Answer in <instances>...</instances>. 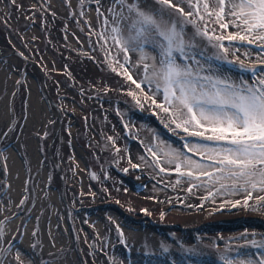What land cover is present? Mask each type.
<instances>
[{
  "label": "rangeland",
  "instance_id": "374dc122",
  "mask_svg": "<svg viewBox=\"0 0 264 264\" xmlns=\"http://www.w3.org/2000/svg\"><path fill=\"white\" fill-rule=\"evenodd\" d=\"M121 9L115 0H0V264H17V254L22 264H180L185 257L195 264L188 248L208 261L218 249L245 245L237 238L246 233L255 234L248 240L264 239V207L254 200L249 207L239 194L213 199L207 189L189 192L190 182L172 165H164L167 173L152 167L145 149L186 151L185 134L157 106L161 96L153 105L143 99L152 96L148 88L141 93L120 74L123 53L99 35L110 41L105 18ZM237 48L230 47L229 59L255 63V47ZM146 51L159 64L158 50ZM129 71L137 80L143 75ZM15 159L24 173L19 194L11 179ZM236 199L239 205L226 202ZM248 249L253 259L264 256V249Z\"/></svg>",
  "mask_w": 264,
  "mask_h": 264
},
{
  "label": "snow or ice",
  "instance_id": "6c2138e0",
  "mask_svg": "<svg viewBox=\"0 0 264 264\" xmlns=\"http://www.w3.org/2000/svg\"><path fill=\"white\" fill-rule=\"evenodd\" d=\"M10 2L15 5V0ZM115 2L122 9L112 13L111 21H104L110 41L105 32L99 35L105 37V44L116 47L117 54L123 53L124 63L116 61L120 74L141 93L148 88L152 96L144 93L143 99L153 105L155 96H161L157 106L173 130L185 134L186 151L170 145L147 147L152 167L167 173L169 168L164 165H172L178 177L190 182L189 192L207 189L213 199L239 194L246 206L253 207L248 202L254 200L264 207V0H156L151 6L148 0ZM230 26L232 31H227ZM237 45L255 47V63L229 59L230 47L235 52ZM147 48L158 50L159 64ZM130 52L138 57L135 63ZM243 55L248 58L247 52ZM129 68L142 70L139 82ZM130 94L139 104L137 92ZM226 202L241 203L239 199ZM249 235L255 234L238 237L246 241L243 246L218 249L212 260L201 259L193 248L187 252L195 264H264V256L253 259L248 249L249 244L264 249V239L248 240ZM4 236L0 225V238ZM162 247L164 252L169 250ZM16 259L22 264L19 254ZM180 264H191V260L185 257Z\"/></svg>",
  "mask_w": 264,
  "mask_h": 264
},
{
  "label": "bare ground",
  "instance_id": "6f19581e",
  "mask_svg": "<svg viewBox=\"0 0 264 264\" xmlns=\"http://www.w3.org/2000/svg\"><path fill=\"white\" fill-rule=\"evenodd\" d=\"M38 105H39V100L37 98V95L33 92L32 93V98H31V101H30V107H31L30 110H31V115L32 116H34V115L37 116L38 114H40L39 113L40 112V107H38ZM4 112H5L4 109H2L1 115L5 116ZM11 165H12V169H13L11 171V176H12L11 179L14 180L13 186L17 190L16 193L18 192V194H19V192L21 190L20 189L21 181L24 178V173H23V169H22V163L18 159H15V161L12 162ZM9 226H10V224H8V226L6 228L7 233L10 232ZM7 237H8V235H7Z\"/></svg>",
  "mask_w": 264,
  "mask_h": 264
},
{
  "label": "water",
  "instance_id": "95a60500",
  "mask_svg": "<svg viewBox=\"0 0 264 264\" xmlns=\"http://www.w3.org/2000/svg\"><path fill=\"white\" fill-rule=\"evenodd\" d=\"M15 54H18V55H20V54H19V53H17V52H16Z\"/></svg>",
  "mask_w": 264,
  "mask_h": 264
}]
</instances>
